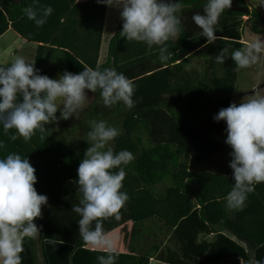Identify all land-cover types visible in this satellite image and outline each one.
Here are the masks:
<instances>
[{"label": "trees", "instance_id": "16d2710c", "mask_svg": "<svg viewBox=\"0 0 264 264\" xmlns=\"http://www.w3.org/2000/svg\"><path fill=\"white\" fill-rule=\"evenodd\" d=\"M232 1L244 9H226L215 26L217 39L223 40L217 46L215 41L203 47L207 38L201 36L192 17L203 14L207 0H173L183 5L178 13L181 31L166 42L171 55L161 62L159 46L149 49L144 42L120 37L121 18L101 53L107 5L97 0H38L40 6L53 8L42 27L23 11L34 0H0V34L11 28L22 38L40 43L42 48L33 60L40 75L79 74L84 67L137 73L144 71H136L142 64L154 63L168 78L148 80L146 88L153 92L136 90L132 109L122 102L104 106L99 90L92 92L93 99L79 118L59 119L58 109V120L46 126L45 134L54 142L52 151L33 139L13 141L9 137L16 134L15 129L5 134L0 125V159L10 153L28 158L36 169L34 187L48 198L42 216L34 221L39 235L24 238L22 264H98L97 256L107 254V249L90 248L82 241L80 217L71 210L79 203L77 169L90 147L87 132L92 120L118 128L120 135L107 147L115 152L128 150L135 157L122 165L126 176L121 191L129 199L120 218L103 222L105 233L126 221L133 223L132 250H111L116 264H151L153 260L162 264H248L253 259L264 264V183L255 185L242 209L226 207L225 197L235 182L229 167L232 148L225 142L226 122L214 120L233 103L237 75L231 58L219 64L215 56L225 47L230 52L242 48L243 27L254 33L264 31V13L249 0ZM197 46L206 55L203 70L188 74L189 79L179 83L182 88L175 90L178 67ZM212 158L219 161L214 164L217 168L195 166Z\"/></svg>", "mask_w": 264, "mask_h": 264}, {"label": "clouds", "instance_id": "9594fccd", "mask_svg": "<svg viewBox=\"0 0 264 264\" xmlns=\"http://www.w3.org/2000/svg\"><path fill=\"white\" fill-rule=\"evenodd\" d=\"M110 7L121 9L122 30L120 37L127 41L144 42L149 49L159 46V59H170L166 42L181 31L178 13L183 5L173 0H97ZM232 0H207L203 14L196 13L192 20L202 30L207 44L216 41V24L221 14L231 7ZM27 18L42 27L52 14L51 6H40L38 0L23 9ZM206 46V45H205ZM264 50L260 42L246 47L223 48L215 62L224 64L231 58L236 70L250 67ZM100 91L104 106L112 107L122 102L128 109L135 106L134 82L114 67L101 70L99 67H84L79 74L65 71L59 79L40 75L35 61L28 62L16 57L9 65L0 66V125L7 134L15 129L13 141L23 138L29 142L37 131L44 139L47 125L59 119L67 120L87 107L86 91ZM62 106V107H61ZM216 122L225 121L226 144L232 148L229 167L233 170L234 184L225 197L230 210L242 209L248 194L255 185L264 183V95L254 91L237 105L231 103L214 116ZM120 135L116 127L104 120H92L87 141L90 144L77 169L79 203L72 206L78 220L79 234L85 244L107 249L106 255L97 256L98 264H116V255L111 251L112 241L107 237L103 222L115 217L129 199L121 191L126 172L122 165L134 160L128 150L115 152L107 147ZM116 169L117 171H114ZM36 169L28 158L10 153L0 159V264H22L24 238H35L40 229L34 223L42 216V206L47 204L46 195L37 192ZM94 224V226H93ZM242 264V261H241ZM248 264H261L250 260Z\"/></svg>", "mask_w": 264, "mask_h": 264}, {"label": "rangeland", "instance_id": "374dc122", "mask_svg": "<svg viewBox=\"0 0 264 264\" xmlns=\"http://www.w3.org/2000/svg\"><path fill=\"white\" fill-rule=\"evenodd\" d=\"M119 14L120 12H118L115 15L113 8L108 6L107 12H106V27L104 30V39H106L107 35H109V30L112 24L119 20L120 18ZM246 17H247L246 15H243L242 18H246ZM246 28L248 32L251 33L250 29L247 26H245L244 29ZM3 34H4L3 40L5 39L6 42L3 43V41L2 42L0 41V66L9 65L18 56L25 58V60L28 62H33L36 53L40 51L41 46H39L40 44L39 42L28 41L22 38L21 36H19L12 29H6L3 32ZM224 36H227V35H224ZM245 38H247L246 39L247 41H251L248 38L247 34ZM220 40H223V39L221 38L216 39L217 42L215 46L219 44ZM261 44L264 45L263 43ZM205 45L202 44L200 46H203V47L211 46V44H207V42H205ZM246 46H248V44L244 43L243 47H246ZM105 48H106V45H105ZM196 49L198 50V46ZM205 58H206V55L204 53V50L199 49V52L195 53L194 58L184 59V63L181 64V67L180 66L178 67L179 70L176 73L178 76L174 78L176 82H178V84H176V86L174 87L175 90L182 88L179 83H183L187 81V79H189L188 74L193 75L194 73H196V71L203 70V64H204ZM157 66L158 64H154V63H144L139 69L136 70V71H139V70H144V71H139L137 73H134V72L124 73V75L134 82L135 92L136 90H139V89L140 90L147 89V90H150V92H153L152 88H146L148 80L150 82L156 79H162L165 81L166 79H168L166 71L163 70L162 68L159 69ZM60 75H62L61 72H55L52 75L51 79H59ZM184 84L186 85L187 83H184ZM259 84H261V87H259ZM254 87H256L255 90H253ZM254 91H259L260 94L264 95V52H261L258 55V60L256 63L252 64L250 67L241 68L237 70L236 82H235V87H234L235 93L232 96L233 102L239 105V103L246 96L252 94ZM164 94H166V92ZM86 96L88 97L89 102L91 101V99H93V94L90 91H86ZM45 133H44V139H41L40 138L41 134L39 133V131H37L36 134L32 137V139L36 143H38L41 147H43L44 149H47L48 146L52 143L54 144V142L52 141L51 135L49 134L46 135ZM225 163L226 161H224V164ZM211 164L212 163L210 164L207 163L205 166H200V167L209 168V169L218 167V166H212ZM131 229H132V223L131 221H128L121 226L119 231L115 229L116 231L113 230L110 233H108L107 237L113 234V235H117L119 238V232L125 231V233L126 232L128 233ZM153 264H159V262L154 261Z\"/></svg>", "mask_w": 264, "mask_h": 264}, {"label": "crops", "instance_id": "0c3cea01", "mask_svg": "<svg viewBox=\"0 0 264 264\" xmlns=\"http://www.w3.org/2000/svg\"><path fill=\"white\" fill-rule=\"evenodd\" d=\"M261 13H264V0H249ZM107 8H108V5L106 7V12H107ZM114 12H115V15L118 13V12H121V9L118 8V7H112ZM120 15V14H119ZM115 17V16H114ZM120 19V18H119ZM118 21L114 22L109 30V35H107L106 39H104V30H105V27H106V13H105V20H104V26H103V31H102V39H101V49H100V52L101 53H104L105 51V45H107V42H108V39L109 37L112 35V33L114 32L115 30V27H116V24H117ZM245 27H243V34L241 35V40L243 41V45L244 43L250 45V44H253V43H256V42H260V43H263L264 44V31L263 32H260V33H254L252 32L251 30V33L248 32L247 28L244 29ZM8 29H11V28H8ZM18 34V33H17ZM246 34L248 36V38L251 40V41H247L245 38L246 37ZM3 33L0 35V41L3 43L6 42V40L4 39L3 40ZM19 35V34H18ZM20 36V35H19ZM243 45H242V48H243ZM199 52L198 50H196V47L195 49L191 50L189 52V55L187 57V59H192L194 58L195 56V53ZM261 52H264V50H262ZM200 72V70H199ZM259 87H261V84H259ZM254 90L256 89V87L253 88ZM85 91H90V90H85ZM91 92V91H90ZM92 93V92H91ZM92 100V99H91ZM89 103V101H88ZM48 146V145H47ZM48 149H51V151L53 150L52 147H51V144L48 146ZM52 153V152H51ZM59 151L56 150V154L58 155ZM216 158H212V159H209V160H206L202 163H199V164H196L195 166H205L207 163H212L211 165L214 166L215 163L218 164V160H214ZM128 222V221H126ZM126 222H124L123 224H125ZM132 223V222H131ZM119 225L117 226L116 228L110 230L109 232L106 233V235H108V233H110L111 231L113 230H118L121 228V226L123 225ZM115 230V231H116ZM134 230V227H133V223H132V229L127 233H125V231H122V232H119V238L117 235H110L108 238L112 241L113 243V248L111 250H117V251H131L132 250V247L131 245L129 244V237H130V234L133 232ZM207 239L211 238V234H207L205 236ZM122 243V244H121ZM90 248H94L92 247L91 245H88ZM97 249H103V248H97ZM156 261V262H159V264H162V261L160 260H153L151 261V264H153V262Z\"/></svg>", "mask_w": 264, "mask_h": 264}, {"label": "water", "instance_id": "95a60500", "mask_svg": "<svg viewBox=\"0 0 264 264\" xmlns=\"http://www.w3.org/2000/svg\"><path fill=\"white\" fill-rule=\"evenodd\" d=\"M12 1H18V0H12ZM231 6H232L233 8H236V9H244L243 7L238 6L237 4H235L234 1H232ZM253 90H254V89H253Z\"/></svg>", "mask_w": 264, "mask_h": 264}]
</instances>
